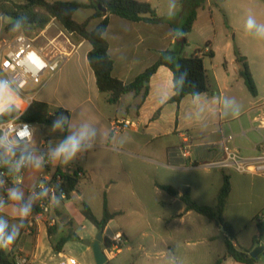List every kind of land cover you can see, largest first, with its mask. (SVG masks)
I'll list each match as a JSON object with an SVG mask.
<instances>
[{
  "label": "crops",
  "instance_id": "obj_1",
  "mask_svg": "<svg viewBox=\"0 0 264 264\" xmlns=\"http://www.w3.org/2000/svg\"><path fill=\"white\" fill-rule=\"evenodd\" d=\"M23 1L8 0L6 3L12 6L14 3ZM68 1L87 3L86 0ZM138 1L149 2L155 9L154 0ZM234 2L237 5L240 4L241 7L244 6V12L233 7ZM209 3L219 7L229 4V14H239L243 17L238 25L231 20V29L241 30V43L246 44L247 48L243 50V47L239 46V51H242V55L248 60L258 95L252 96L247 89L240 76L241 66L236 59L235 44L232 40H228L224 45L227 54H220L215 42H209L204 52L205 54L210 50L214 52V57H209L208 61L204 58L213 94L187 96L179 105L169 102L175 93L174 75L169 68L161 66L152 76L149 83V94L143 102L141 96L129 93L123 97L120 104L111 105L107 102V95L98 89L95 73L89 64L88 54L92 46L89 42L73 36L70 40L74 48L59 72L52 77H45L43 86L34 93L35 101L49 105L50 115L54 117L55 124H57L56 121L61 123V129L56 127V133L60 137L44 139L37 132L35 125L33 146L40 149V145L46 142L52 152L43 153L42 156L41 154L35 155L33 162L25 171L22 184L8 189V199L9 192L13 189L22 193V199L19 201L9 199L8 203L0 208V217H3L9 228L15 229L18 234L14 244L4 247L7 251L12 252L15 257L28 258V264H70V259H73L75 264H82L75 256L67 254L70 253L67 251L81 250L86 258L84 264H96L93 251L85 244V241H94L95 233L99 229L81 213V203L86 200L84 193L80 191V186L79 192H74L70 199L60 201L55 205V207L58 206L60 215L54 208L53 213L48 217L37 219L32 231L26 229L28 220L26 216L21 215L18 209L35 204L33 190L45 171V167L40 162L43 158L51 159L52 171L58 168L68 169L76 164L85 173L82 180L89 179L90 171L94 169L88 165L86 167L79 165L78 162L82 161L81 156L84 153L89 154L92 151L116 152L161 168L162 178L156 184L159 194L163 196V199L159 201L162 206L158 212V220L173 221L176 217H185L194 212L186 210L181 200V192L178 195H171L158 185H169L177 189L189 188L193 198L199 204H209L215 208L214 204H211L213 202L209 201L217 200L224 174L229 176L231 182V194L223 213L225 222L233 228L230 209L246 206L253 209V217L259 210L264 209V175L218 168L222 175L216 184L205 183L206 181L194 184L187 179V176L193 173L206 176L211 172V168H202L199 165L224 158L223 141L229 134L235 136L234 145L242 156L253 158L264 153V35L259 32V28L264 26V21L254 20L256 27L252 30H248L246 26L248 21L246 7L249 6L256 11L259 6L254 0H216L215 3L210 0ZM80 10H88V13L83 20H78L77 11L74 15L77 22H84L95 13L91 8ZM103 19L104 17L92 19L89 29H94ZM175 36L171 25L163 21L156 24L132 22L111 15L105 38L109 44V54L114 61L113 76L124 83L134 81L158 60L161 51L171 49ZM59 42L60 46L68 47L66 43L61 44V40ZM68 48L71 49V47ZM13 98V105L16 107L18 102L14 95ZM158 111L160 113L156 116ZM237 112H239L238 116L235 115ZM121 120H130L133 125L123 131H113V124ZM63 123H66L67 127ZM82 131L86 135L81 141L80 151L74 158L67 162L63 160V157L53 158L57 148L69 136L79 137ZM184 139H189L192 145L189 158L184 157L181 151ZM85 160L87 161V158ZM243 182L249 183L247 188L251 194L246 199L237 200L234 197V183L238 185ZM257 185L262 188L260 192L256 188ZM75 197L80 205L79 209L64 205L65 201L72 202ZM109 203L108 201V206ZM109 209L111 210L110 206ZM92 210L97 218H102L103 209L102 212H97L93 208ZM63 214L71 220L72 225H65V222L61 221ZM76 216L83 219L82 223H89L94 231L79 235L74 230L76 225L73 218ZM211 222L221 229L215 221ZM48 226L56 227L52 235L48 233ZM109 226L110 223L103 230L105 238H112L117 233H121L125 239V245L130 243L124 231H117L111 236L106 234ZM234 231L236 233L235 246L251 251L258 246L264 247V226L260 220L256 229L247 232L243 229H234ZM74 233L79 240L67 241L62 252H56L53 249V245H56L62 237ZM259 234L261 236L258 243L254 244L253 238ZM224 241H226V234H224ZM168 249H171L169 245ZM255 264H264V257H261Z\"/></svg>",
  "mask_w": 264,
  "mask_h": 264
},
{
  "label": "rangeland",
  "instance_id": "obj_2",
  "mask_svg": "<svg viewBox=\"0 0 264 264\" xmlns=\"http://www.w3.org/2000/svg\"><path fill=\"white\" fill-rule=\"evenodd\" d=\"M6 1L8 0H0V38L10 39L18 33H25L34 38L43 35L36 44L40 47H47L48 39L56 37L60 30L67 33L55 19H51L45 27L44 33L43 30L34 29L31 25H14L13 20L6 14L13 8ZM12 1L20 2L22 0ZM154 1L157 15L162 18L163 22L170 24L175 31L176 36L173 38L171 49L178 51L180 48L182 56H190L200 51V54L208 61L209 56L204 53L207 49L206 44L215 42L219 47V53L227 54L224 45L228 40L233 41L235 48L239 49V46H242L243 50H246L247 45L241 43V30L231 29L230 23L232 20L234 24L238 25L243 17L239 14H229V4L219 7L211 5L210 0L203 2L197 8V21L193 30L186 35L185 42L182 25L186 13L181 0ZM254 1L259 8L255 11L249 6L246 7V19L264 21V10H262L264 0ZM212 2L215 3L216 0H212ZM233 7L244 12V6L241 7L236 2ZM87 13L88 10H80L77 12L76 18L83 20ZM60 40L63 44L64 38ZM56 123H59L58 128L61 129V123L57 121ZM55 125L54 119H52L51 125H36L37 132L44 139L60 137L56 133ZM81 157L83 159L78 162L79 165H84V167L88 165L94 169V171H90L89 179L80 181V191L84 193L86 202L95 211L102 212L103 199L106 195L111 210L121 211V214L110 222L106 234L111 236L117 231H124L130 240V243L124 245L114 259H109V264H215L217 260H220L221 264H239L227 254L224 241L225 233L212 224L213 222L207 217L193 212L185 217H176L173 221L157 219L162 206L159 201L163 199L156 188L157 181L162 178L161 168L104 150L84 153ZM210 170L211 172L206 176L193 173L187 176V179L194 184H201L202 181L216 184L220 181L222 174L218 168ZM248 185V182L238 185L234 183V197L237 200L250 197L251 192L247 188ZM256 188L259 192L262 190L260 185H257ZM209 202H213L211 204L216 207L217 200ZM64 205L72 206L76 210L80 208L76 197L72 202L65 201ZM210 206L212 207V205ZM229 214L233 228L235 230L243 229L247 232L257 228L264 209L259 210L255 217H253V209L246 206L230 209ZM73 219L76 225L74 230L79 235H86L94 231L89 223H82L83 219L80 216ZM61 221L65 222V225H72L71 220L64 214ZM97 234L98 231L95 236ZM212 237L214 239H211ZM168 245L171 249H168ZM129 246L130 248H128ZM67 252H70L67 253L68 255L75 256L79 263H85L86 258L81 250Z\"/></svg>",
  "mask_w": 264,
  "mask_h": 264
},
{
  "label": "trees",
  "instance_id": "obj_3",
  "mask_svg": "<svg viewBox=\"0 0 264 264\" xmlns=\"http://www.w3.org/2000/svg\"><path fill=\"white\" fill-rule=\"evenodd\" d=\"M86 1L87 3L80 1L49 2L48 0H24L22 3H14L12 5L13 9L6 14L13 20L14 25L27 24L31 25L34 29L40 30H44L51 19L54 18L67 33L89 42L92 49L88 54V60L95 73L97 87L100 92L107 95V102L111 105L120 104L123 97L129 93L141 96L143 102L149 94L151 78L161 66L169 68L174 75L175 93L169 102L179 105L187 96L196 97L201 94L214 93L205 68L204 56L200 54V51L190 56H182L180 48L178 50L179 52L172 49L163 50L160 52L158 60L144 73L136 77L134 81L124 83L114 77V61L109 54V44L105 38L110 16L115 15L132 22L152 24L161 22L162 18L157 15L156 10L149 2L138 0ZM205 1L181 0L186 13L182 25V34L185 42L186 35L193 30L197 20V8ZM98 6L106 8L107 12L101 11ZM85 8H91L95 13L84 22H77L74 19L75 13ZM98 17H104V19L94 29H89L90 21ZM206 46L208 47L209 43ZM206 55L214 57V52L210 50ZM235 55L237 62L241 66L240 76L243 78L251 95L256 97L258 95V89L248 60L238 48L235 49ZM19 113L20 111L12 105L8 111L0 114V123L15 118ZM159 113L160 111H158L156 116ZM52 119L49 105L39 101H34L31 107L20 116L21 121L39 126L51 125ZM64 126L67 127V124L64 123ZM61 171V168L57 169V172L61 173L63 177L61 187L70 199L74 192H79L81 179L77 175H67ZM158 186L171 195H178L181 192V200L185 204L187 211L197 212L209 220L215 221L220 228L224 227L230 234V237L226 235V251L235 262L240 264H255L261 257H264L263 252L258 257L252 258L250 256L251 250L234 245V242H236V233L232 226L223 219V213L231 194V182L228 175H223V184L218 192L217 206L215 208L209 205L199 204L193 198L189 188L177 189L169 185ZM0 192H4L1 186ZM7 203L8 200L4 202V204ZM55 211L58 215L61 214L58 206L55 207ZM81 213L99 230H104L111 221L121 214L120 212H112L109 209L106 196L103 199V215L101 219L97 218L90 205L86 202L81 203ZM55 230L56 227L48 226L49 235H52ZM260 236L259 234L253 238L254 244L258 243ZM70 239L79 240L75 233L67 237H62L56 245H53V249L56 252H62L64 244ZM106 244L110 245V239L108 237H106ZM0 264H16L14 254L7 251L4 247L0 248ZM215 264H221V261L217 260Z\"/></svg>",
  "mask_w": 264,
  "mask_h": 264
},
{
  "label": "built area",
  "instance_id": "obj_4",
  "mask_svg": "<svg viewBox=\"0 0 264 264\" xmlns=\"http://www.w3.org/2000/svg\"><path fill=\"white\" fill-rule=\"evenodd\" d=\"M41 36L43 35L34 38L25 33H18L10 39L0 38V84H6L11 90L18 102L16 108L20 111L15 118L0 123V138H4L5 145L0 147V186L4 191L0 192V201H3V204L9 200L8 189L22 184L25 171L33 162L35 155L42 156L43 153L52 152L46 142L40 145V149L33 146L36 127L32 123L21 121L20 116L34 103V93L43 86L45 77H52L59 72L74 45L70 40L72 34L60 31L55 38L48 39L47 47H40L36 42ZM61 38H64V43L71 49L59 45ZM132 125L130 120L116 121L113 124V131H123ZM234 141L233 134L227 135L223 141L224 158L199 166L264 175V153L246 158L241 155ZM191 148L189 139H184L181 145L184 157H190ZM40 162L45 167V171L33 190L35 204L30 207V213L26 216L28 231L35 228L37 219L48 217L53 213L58 202L69 199L61 187L62 174L57 172V169L51 170V159L43 158ZM61 170L64 174L77 175L80 179L85 176L84 171L76 165ZM260 221L264 226V215H261ZM109 239L110 245L106 244L104 247L108 261L114 259L125 245L121 233ZM15 262L28 264V258L18 256L15 257ZM70 264H75V261L70 259Z\"/></svg>",
  "mask_w": 264,
  "mask_h": 264
},
{
  "label": "clouds",
  "instance_id": "obj_5",
  "mask_svg": "<svg viewBox=\"0 0 264 264\" xmlns=\"http://www.w3.org/2000/svg\"><path fill=\"white\" fill-rule=\"evenodd\" d=\"M246 26L248 30H252L256 27V23L252 18H249ZM259 32L261 35H264V26L259 28ZM13 99V94L6 84H0V113L8 111L12 107ZM235 115L238 116L239 112L235 113ZM59 126V123L55 125V127ZM85 135L86 133L82 131L79 137L75 135L69 136L67 140L57 148L53 158L58 159L63 157L65 162L74 158L80 151L81 141L85 138ZM4 146V138H0V147ZM28 159H31V157H28ZM9 199L19 201L22 199V193L16 189H13L9 192ZM2 207L3 201H0V208ZM18 210L22 216H27L30 213V206H24ZM17 235L18 234L15 229H9L7 221L3 217H0V248L14 243Z\"/></svg>",
  "mask_w": 264,
  "mask_h": 264
},
{
  "label": "water",
  "instance_id": "obj_6",
  "mask_svg": "<svg viewBox=\"0 0 264 264\" xmlns=\"http://www.w3.org/2000/svg\"><path fill=\"white\" fill-rule=\"evenodd\" d=\"M98 8L103 12H107L106 8H102L101 6H98ZM221 229L223 232L226 233L228 237H230V234L225 230L224 227H221ZM85 244L91 247L96 264H109L108 258L104 252V247L106 246V238L104 237V232L102 229L98 231V234L96 235L94 241H85ZM263 252H264V247L258 246L250 252V256L252 258H256L259 255H261Z\"/></svg>",
  "mask_w": 264,
  "mask_h": 264
}]
</instances>
